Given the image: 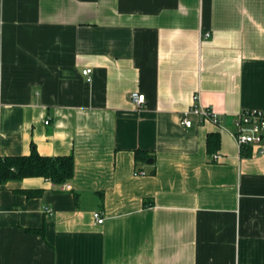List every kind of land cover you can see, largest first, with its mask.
<instances>
[{
    "label": "crops",
    "instance_id": "crops-1",
    "mask_svg": "<svg viewBox=\"0 0 264 264\" xmlns=\"http://www.w3.org/2000/svg\"><path fill=\"white\" fill-rule=\"evenodd\" d=\"M195 103L220 124L184 126ZM252 110L264 0H0V158L75 159L68 189L0 182V264H264V154L229 132Z\"/></svg>",
    "mask_w": 264,
    "mask_h": 264
},
{
    "label": "trees",
    "instance_id": "trees-1",
    "mask_svg": "<svg viewBox=\"0 0 264 264\" xmlns=\"http://www.w3.org/2000/svg\"><path fill=\"white\" fill-rule=\"evenodd\" d=\"M220 136L210 134L207 140L208 151L213 153L219 146ZM137 162H146L150 155L147 152L136 150ZM75 174V159L73 155L43 156L36 148L27 156H5L0 158V182L6 184L14 180L26 178H45L55 186L62 187L68 184ZM28 198L38 197L42 190L20 191Z\"/></svg>",
    "mask_w": 264,
    "mask_h": 264
},
{
    "label": "built area",
    "instance_id": "built-area-1",
    "mask_svg": "<svg viewBox=\"0 0 264 264\" xmlns=\"http://www.w3.org/2000/svg\"><path fill=\"white\" fill-rule=\"evenodd\" d=\"M210 36L206 34V38ZM83 76L86 77L88 82L92 81L93 70L86 68L82 71ZM130 100L137 105L142 107L145 104L146 96L140 92H133L130 94ZM197 100V98L195 99ZM192 116L196 117L199 122L209 121L214 124H220L219 114L209 107H204L199 103H195L191 108L184 112L182 123L186 127H192L194 121ZM231 136L236 141L238 147L242 150L245 147H256L258 154H264V111L263 110H252L241 114L238 119L234 122L233 127L229 130ZM212 159L217 161L219 159L218 154H213ZM138 175H145L144 171H137ZM65 189L70 188L69 185L63 186ZM46 213L52 214V210L44 208ZM95 221L97 224H104L106 218L101 213L94 214Z\"/></svg>",
    "mask_w": 264,
    "mask_h": 264
},
{
    "label": "water",
    "instance_id": "water-1",
    "mask_svg": "<svg viewBox=\"0 0 264 264\" xmlns=\"http://www.w3.org/2000/svg\"><path fill=\"white\" fill-rule=\"evenodd\" d=\"M153 163V160H148V164H152Z\"/></svg>",
    "mask_w": 264,
    "mask_h": 264
}]
</instances>
